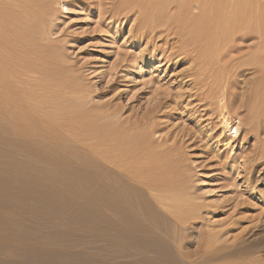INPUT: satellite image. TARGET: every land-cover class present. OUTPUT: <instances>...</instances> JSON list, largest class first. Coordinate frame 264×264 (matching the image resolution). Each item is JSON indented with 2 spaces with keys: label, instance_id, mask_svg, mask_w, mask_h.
Segmentation results:
<instances>
[{
  "label": "bare ground",
  "instance_id": "1",
  "mask_svg": "<svg viewBox=\"0 0 264 264\" xmlns=\"http://www.w3.org/2000/svg\"><path fill=\"white\" fill-rule=\"evenodd\" d=\"M169 1L175 3L174 19L180 21V30L198 31L189 34L193 49L235 39L247 43L233 71L248 76L243 96L247 115L231 117L224 86L219 100L224 144L239 134L244 123L249 125L246 132L256 121L264 127V0ZM46 2L0 0V257L6 260L0 259V264H214L230 257L236 262L230 259L229 264H247L251 259L246 258L253 260L251 248L233 250L231 242V248L222 244L224 250L231 249L222 252L214 247L224 240L221 236L201 228L195 231L192 220L199 216V208L191 188L180 177L176 168L180 165L153 153L151 134L119 128L117 119L108 118L115 116L111 114L83 121L91 114L83 109L84 102L74 99V104L71 100L62 105L63 101L54 100L52 105L47 103L49 97L35 94L42 86L53 88L52 82L54 91L62 86L63 92L53 91L57 97L71 87L76 90L67 78L69 89L61 83L65 72L58 73L53 63L59 56L50 59L56 46L43 45L51 23ZM143 5L154 6L150 0ZM34 74L41 76L38 84ZM259 159L263 166L264 141Z\"/></svg>",
  "mask_w": 264,
  "mask_h": 264
},
{
  "label": "rangeland",
  "instance_id": "2",
  "mask_svg": "<svg viewBox=\"0 0 264 264\" xmlns=\"http://www.w3.org/2000/svg\"><path fill=\"white\" fill-rule=\"evenodd\" d=\"M150 1L154 8L144 6L141 0L128 4H122V0H47L51 23L42 42L48 47L52 44V49L56 46L58 50H52L50 59L59 56L52 61L58 73L65 72L61 73L65 75L61 83L69 79L65 84H72L76 90L71 87L74 91H69L66 84L69 90L64 89L65 93L57 97V93L63 92L62 86L56 84L60 91H54L52 82L54 89H42L40 85L41 90L35 94L41 99L46 96L45 100L49 97L47 100L52 99L53 103H47L52 105L54 100L63 101L62 105L74 99L84 102L81 106L86 114L91 112L82 118L89 117L87 122L111 114L115 116L108 118L114 122L117 119L120 125H115L119 128L125 126L131 133L136 130L151 134L148 136L154 143L153 153L163 156V161L180 165V169L176 167L180 177L191 188L188 190L199 208V216L192 220L195 231L201 228L216 238L221 236L225 242L219 241L214 247L222 252H247L251 248L255 257L248 252L253 256V260L246 258L251 259L250 264L258 256L256 259L264 264V165H260L263 159H259L264 127L256 121L251 124L252 130L246 132L249 125L244 123L227 145L220 127L219 100L224 86L223 97L231 117L238 120L247 115L243 96L248 76L233 72L236 59L247 50V43L235 39L218 47L193 49L189 34L198 31L194 27L180 30V21L174 19L178 15L175 3ZM215 51L220 53L214 56ZM50 62L46 65L53 68ZM55 68L51 70L57 76ZM33 76L38 84L41 76ZM79 96L86 97V101ZM77 121L76 125L80 124ZM222 244L232 248L224 250ZM228 259L215 263L236 260Z\"/></svg>",
  "mask_w": 264,
  "mask_h": 264
}]
</instances>
